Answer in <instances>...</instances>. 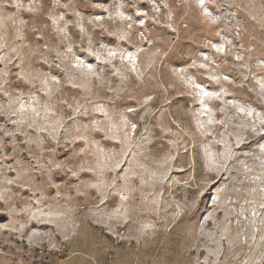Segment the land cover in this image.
Returning a JSON list of instances; mask_svg holds the SVG:
<instances>
[{
  "label": "rangeland",
  "instance_id": "1",
  "mask_svg": "<svg viewBox=\"0 0 264 264\" xmlns=\"http://www.w3.org/2000/svg\"><path fill=\"white\" fill-rule=\"evenodd\" d=\"M0 117V264H264V0H0Z\"/></svg>",
  "mask_w": 264,
  "mask_h": 264
},
{
  "label": "bare ground",
  "instance_id": "2",
  "mask_svg": "<svg viewBox=\"0 0 264 264\" xmlns=\"http://www.w3.org/2000/svg\"><path fill=\"white\" fill-rule=\"evenodd\" d=\"M1 118V117H0ZM235 143V142H234ZM216 166V165H215ZM166 172V171H165Z\"/></svg>",
  "mask_w": 264,
  "mask_h": 264
}]
</instances>
